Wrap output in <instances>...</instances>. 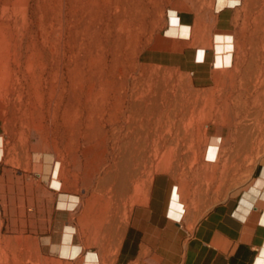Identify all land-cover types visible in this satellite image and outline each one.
<instances>
[{
	"label": "rangeland",
	"instance_id": "374dc122",
	"mask_svg": "<svg viewBox=\"0 0 264 264\" xmlns=\"http://www.w3.org/2000/svg\"><path fill=\"white\" fill-rule=\"evenodd\" d=\"M214 2L0 0L4 142L30 144L62 162L78 208L111 211L113 243L136 188L141 192L159 171L191 170L186 162L205 159L216 137L222 138L220 158L239 163L234 170L241 182L254 163L249 145L256 159L264 157V57L248 71L249 56L240 55V66L218 73L211 87L141 60L167 31L171 11L196 9L213 23ZM243 7L251 17L243 31L263 30L264 0H244ZM97 126L109 136H94ZM136 130L141 146L120 149L115 142ZM232 170L208 167L209 175L222 173L224 189Z\"/></svg>",
	"mask_w": 264,
	"mask_h": 264
},
{
	"label": "crops",
	"instance_id": "0c3cea01",
	"mask_svg": "<svg viewBox=\"0 0 264 264\" xmlns=\"http://www.w3.org/2000/svg\"><path fill=\"white\" fill-rule=\"evenodd\" d=\"M221 2H214L213 23L196 9L171 11L165 34L142 52L143 63L188 73L199 87L240 66V55L256 71L264 21L261 31H243L251 23L244 0ZM4 136L0 125V264H264V157L256 159L255 146L248 147L254 163L242 182L234 170L239 163L220 158L221 137L205 159L186 162L191 170L155 173L141 192L136 188L113 243L111 211L78 208L62 162L30 144L9 146ZM211 166L233 168L225 189L222 173L209 175Z\"/></svg>",
	"mask_w": 264,
	"mask_h": 264
},
{
	"label": "bare ground",
	"instance_id": "6f19581e",
	"mask_svg": "<svg viewBox=\"0 0 264 264\" xmlns=\"http://www.w3.org/2000/svg\"><path fill=\"white\" fill-rule=\"evenodd\" d=\"M230 2V0H227ZM223 0L221 2V4H223ZM173 25V24H172ZM224 39L222 36L219 37V40H222ZM223 43V42H222ZM222 58V57H221ZM222 61V60H221ZM224 61V60H223ZM226 63V62H225ZM231 63V62H230ZM217 65V64H216ZM222 65V64H221ZM223 67V66H221ZM225 67V66H224ZM220 68V67H219ZM109 122H114V118L113 117H110V119H108ZM107 121V120H106ZM105 132L102 131L101 127L100 126H97V128H95V130L93 131V134L94 136H98V135H101V134H104ZM116 133H113V135H115ZM105 135L108 137V133H105ZM111 135V134H110ZM128 136V135H127ZM124 137V136H123ZM122 137V138H123ZM121 138V139H122ZM129 139L127 140V138H123L122 140L119 139L118 141H116L115 143L119 145L120 149H131V148H137L139 145L141 146L140 144V137H139V134L137 132V130L135 132H133V135H130L128 137ZM219 144V141L216 139H214L211 143V149L213 147H216L217 145ZM217 148V147H216ZM213 152H211L210 154H212Z\"/></svg>",
	"mask_w": 264,
	"mask_h": 264
},
{
	"label": "built area",
	"instance_id": "2783aa9c",
	"mask_svg": "<svg viewBox=\"0 0 264 264\" xmlns=\"http://www.w3.org/2000/svg\"><path fill=\"white\" fill-rule=\"evenodd\" d=\"M176 190V189H175Z\"/></svg>",
	"mask_w": 264,
	"mask_h": 264
}]
</instances>
